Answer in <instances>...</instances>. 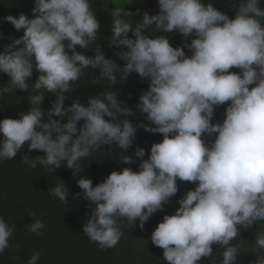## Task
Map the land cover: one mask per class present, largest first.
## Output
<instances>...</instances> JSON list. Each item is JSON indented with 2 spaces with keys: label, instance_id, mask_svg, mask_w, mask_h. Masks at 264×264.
I'll return each instance as SVG.
<instances>
[{
  "label": "clouds",
  "instance_id": "9594fccd",
  "mask_svg": "<svg viewBox=\"0 0 264 264\" xmlns=\"http://www.w3.org/2000/svg\"><path fill=\"white\" fill-rule=\"evenodd\" d=\"M34 3V18L5 17L24 32L0 52V72L9 77L0 95L28 91L34 67L40 75L32 85L36 94L30 97L31 109L19 119L0 120V161L14 159L27 142L28 152L44 155H25L24 164L54 171L64 166L75 178L78 162L104 145L126 153L137 127L159 133L162 142L151 145L139 171H113L95 187L89 178L76 181L82 190L76 197L95 205L83 232L101 250L114 248L123 236L118 221L132 225L139 220L142 229L178 192V180L191 182L196 187L177 201L174 215L163 217L151 233L152 244L163 249L168 264H202V258H210L211 264H236L241 243L233 241L240 229L264 224V9L258 0H239L234 19L210 2L158 0L159 12L143 13L135 27L128 18L137 13L117 6L109 46L122 49L117 55L123 67L106 59L99 44L94 56L76 51L97 39L100 25L89 0ZM145 29L159 35H146ZM173 31L185 40L195 38L174 48L165 35ZM184 48L191 50L190 57ZM89 67L98 69L99 79L111 86L133 72L147 78L149 88L135 108L146 114L148 123L128 119L133 110L113 87L89 97L86 106L77 99L65 107L74 82ZM233 68L240 71H229ZM42 89L56 96L47 112L37 106ZM225 102L230 103L223 122L212 123L215 108ZM80 121L84 123L78 127ZM213 134L207 146L203 137ZM133 155L142 158L145 150L137 146ZM120 161L131 163L132 157L125 154ZM48 195L69 205L63 182L49 188ZM25 227L39 236L45 225L37 219ZM15 228L0 216V255L10 247ZM214 245L223 249L219 259L213 256ZM253 246L255 264H264V231L256 232ZM39 260L40 253L34 252L27 264Z\"/></svg>",
  "mask_w": 264,
  "mask_h": 264
},
{
  "label": "trees",
  "instance_id": "16d2710c",
  "mask_svg": "<svg viewBox=\"0 0 264 264\" xmlns=\"http://www.w3.org/2000/svg\"><path fill=\"white\" fill-rule=\"evenodd\" d=\"M92 11L100 27L97 31V39L89 41L88 48L77 46L76 51L85 56H94V50L99 44L104 52L106 59H112L117 65L123 67L124 61L119 58L117 53L121 48L110 47L111 26L113 23L112 12L117 6L124 7L126 11L137 13L135 17H129V22L135 25L142 19L143 13L155 15L159 12L158 0H125L124 3L115 6L110 0H89ZM204 3H211L214 8L225 13L230 19H234L236 8L239 6V0H202ZM258 6L264 9V0H258ZM35 7L34 0H0V52L5 47L12 44L15 39L23 35L24 29L16 30L14 26L5 20V17L11 15L19 17L20 14L28 18H34L32 9ZM144 34L155 37L159 35L153 29L142 30ZM129 38L132 33L129 32ZM170 44L176 47H183L186 43H191L195 38L190 36L185 40L178 31L165 34ZM19 47V46H17ZM126 50V49H123ZM69 56L72 55L67 50ZM186 56H191L192 52L184 48ZM232 72H239L237 68L230 69ZM40 75L33 69V75L29 78V90L14 89L12 94L0 95V120L11 118L19 119L22 113L31 109L29 103L30 97L36 93L33 86ZM99 70L89 67L85 70L78 81L73 84V91L67 94L65 107L72 104L74 100H79L87 105L89 97L97 95L100 91H110L113 87L118 93V99L133 110V116L128 119L133 124H147L146 114H142L135 105L139 101V96L149 88V80L141 79L135 72L128 78L111 86L107 81L99 79ZM9 77L0 72V88L8 86ZM255 85H250L254 87ZM43 100L37 105L43 111L51 109V102L56 96L42 89ZM230 102L215 108V114L212 123L223 122L225 109ZM59 119V117H53ZM123 118V117H122ZM106 119H110L107 118ZM46 117L42 122H45ZM84 122L80 121L78 127ZM215 138L205 136V144L210 146ZM0 134V140H2ZM162 135L159 133H149L143 127H137L136 139L132 146L123 153L116 145H104L101 149L91 153L88 157L82 158L78 163L79 170H75L76 176L73 177V171L62 166L57 170H50L42 166L31 168L22 162L27 155L30 159L37 155L44 154L38 150L27 151V142L25 147L17 153L11 160L0 161V216H2L9 225L15 224L16 228L10 237V247L3 255H0V264H27L28 258L34 252L40 253L38 264H168L163 259V249L154 246L151 242V233L157 225L163 221L165 215H174L179 207L177 201L183 197L187 191L193 190L196 184L186 181H177L178 192L170 198L169 202L163 206V209L154 213L141 229L139 220L129 225L126 221H118V225L123 232L119 243L111 249L101 250L99 245L90 241L83 232V225L87 222L91 205L83 196L76 197L77 193H82L76 181L80 178H89L95 187L113 171L120 172L124 168H131L133 171H139L141 159L146 160L150 155L151 145L162 142ZM139 146L145 150V155L138 158L133 155L136 147ZM132 157L131 163L120 161L123 155ZM64 183L68 189L69 205L65 206L58 198L48 195L49 188L55 187L59 183ZM91 205V207L89 206ZM30 213L35 216L30 217ZM41 220L45 227L41 235H36L28 231L26 225L35 220ZM257 231H264V224H254L250 228L240 229L239 237L233 243L240 242V256L236 264H255L257 255L254 253V241ZM223 249H217L213 246V256L220 258ZM202 264H211L210 258H202Z\"/></svg>",
  "mask_w": 264,
  "mask_h": 264
},
{
  "label": "rangeland",
  "instance_id": "374dc122",
  "mask_svg": "<svg viewBox=\"0 0 264 264\" xmlns=\"http://www.w3.org/2000/svg\"><path fill=\"white\" fill-rule=\"evenodd\" d=\"M115 6L120 5L125 2V0H110Z\"/></svg>",
  "mask_w": 264,
  "mask_h": 264
}]
</instances>
